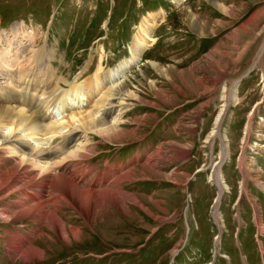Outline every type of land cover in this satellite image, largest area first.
Returning a JSON list of instances; mask_svg holds the SVG:
<instances>
[{
    "label": "rangeland",
    "instance_id": "374dc122",
    "mask_svg": "<svg viewBox=\"0 0 264 264\" xmlns=\"http://www.w3.org/2000/svg\"><path fill=\"white\" fill-rule=\"evenodd\" d=\"M160 10L158 41L119 76L122 131L89 133L94 149L78 165L111 172L96 190L125 176L109 189L123 206L96 222L61 208L67 241L15 217L19 197L0 201V264H264V0H0L4 79H43L50 56L68 89L127 58L142 17ZM31 228L41 259L30 247L9 257L10 240Z\"/></svg>",
    "mask_w": 264,
    "mask_h": 264
},
{
    "label": "bare ground",
    "instance_id": "6f19581e",
    "mask_svg": "<svg viewBox=\"0 0 264 264\" xmlns=\"http://www.w3.org/2000/svg\"><path fill=\"white\" fill-rule=\"evenodd\" d=\"M164 18L163 10L143 16L136 26L127 58L105 72L98 62L97 69L86 81L72 84L68 89L60 86L63 78L58 76L54 80V63L50 56L46 55L51 66H47L44 78L36 71L27 82L21 78L16 80L13 74L10 79H4L3 75H8L10 69L2 68L0 60V201L19 197L18 209L13 212L15 217L57 229L69 241L66 222L58 214L61 208H78L96 222L100 211L107 206H123L119 197L109 199L112 194L109 189L125 176L116 178L108 188L96 190L93 186L104 184L111 172L90 164L89 160V165H78L83 158H89L94 149H89V133L113 137L122 131L118 130L117 123L125 113V97L129 92L119 81L120 77L136 64L144 50L158 41L152 35V28ZM15 34L13 31L12 35ZM100 48L102 51L104 46ZM225 110L226 106L217 115L212 135H216ZM152 162L147 165L151 166ZM214 168L212 178L220 188V195L223 192L221 174L218 167ZM5 210L1 207L0 213ZM4 215L8 216L6 212ZM70 228L73 237L78 238V229ZM40 233L35 228L24 237L18 233L17 238L10 240L7 255L17 258L23 249L30 247L29 235L39 237ZM28 250L41 259L43 252L38 248L32 246Z\"/></svg>",
    "mask_w": 264,
    "mask_h": 264
}]
</instances>
